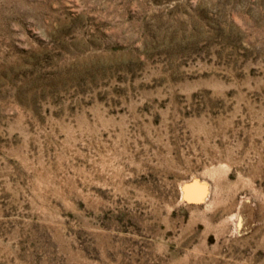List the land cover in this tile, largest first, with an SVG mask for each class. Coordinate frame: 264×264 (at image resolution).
Here are the masks:
<instances>
[{"label": "rangeland", "instance_id": "374dc122", "mask_svg": "<svg viewBox=\"0 0 264 264\" xmlns=\"http://www.w3.org/2000/svg\"><path fill=\"white\" fill-rule=\"evenodd\" d=\"M0 264H264V0H0Z\"/></svg>", "mask_w": 264, "mask_h": 264}]
</instances>
